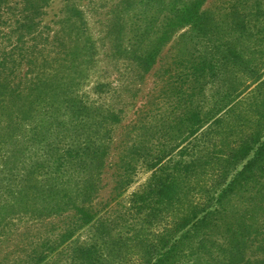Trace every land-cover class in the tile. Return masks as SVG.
I'll list each match as a JSON object with an SVG mask.
<instances>
[{
    "label": "trees",
    "instance_id": "obj_1",
    "mask_svg": "<svg viewBox=\"0 0 264 264\" xmlns=\"http://www.w3.org/2000/svg\"><path fill=\"white\" fill-rule=\"evenodd\" d=\"M141 1L167 13L138 30L152 38L143 54L131 51L143 73L191 29L118 136L123 110L96 106L55 72L21 76L0 61V264H264V69L238 49L249 25L232 15L224 28L239 36L224 40L221 21L201 11L206 0ZM175 63L190 85L180 117L151 108L173 103ZM210 84L222 87L207 108ZM139 164L152 173L126 206Z\"/></svg>",
    "mask_w": 264,
    "mask_h": 264
},
{
    "label": "rangeland",
    "instance_id": "obj_2",
    "mask_svg": "<svg viewBox=\"0 0 264 264\" xmlns=\"http://www.w3.org/2000/svg\"><path fill=\"white\" fill-rule=\"evenodd\" d=\"M171 1L166 0L164 7L170 8ZM156 4L147 8L141 0H4L0 8V61L7 57L6 70H14L21 76L27 72L32 75V71L35 75L37 72H55L58 79L69 83L75 93L87 97L96 106L123 110L122 121L115 131L118 136L136 117L138 110L147 101L150 103L162 70L168 68L176 54L181 34L191 29L185 26L171 36L162 46L151 70L143 73L131 51L143 54L148 50L152 42L150 33L143 40L137 39V34L147 21L157 27L166 16L167 13L156 12ZM204 10H210L221 21L219 35L224 40H235L239 36L237 30L225 29L224 24L232 15L243 17L249 25V33L240 40L238 49L245 50L254 58L257 67L264 69V0H206L201 5V11ZM27 15L29 19H25ZM72 52L75 58L71 57ZM32 60L35 61L33 64ZM172 70L173 83L179 87L173 103L159 98V107L156 101L151 108H155V112L166 108L169 112L175 110V116L180 117V112L188 105L185 92L190 85L186 82V68L182 64L175 63ZM239 79L245 81L247 77ZM15 80L18 82V78ZM221 87L218 84L207 87L206 107L208 103L213 104L214 90ZM193 100L204 106V95L195 96ZM151 173L148 167L139 164L121 198L126 206L132 194L144 188ZM104 183L101 197L106 199L113 183L109 176ZM261 223L259 220L257 229L263 228ZM250 248L249 243L247 256L254 252V248Z\"/></svg>",
    "mask_w": 264,
    "mask_h": 264
}]
</instances>
